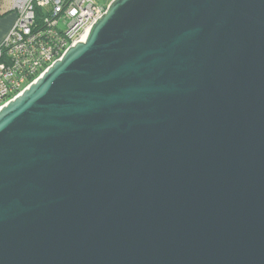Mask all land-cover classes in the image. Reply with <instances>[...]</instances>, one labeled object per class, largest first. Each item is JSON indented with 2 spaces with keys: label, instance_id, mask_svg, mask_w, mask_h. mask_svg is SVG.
Here are the masks:
<instances>
[{
  "label": "water",
  "instance_id": "water-1",
  "mask_svg": "<svg viewBox=\"0 0 264 264\" xmlns=\"http://www.w3.org/2000/svg\"><path fill=\"white\" fill-rule=\"evenodd\" d=\"M0 264H264V0H110L4 104Z\"/></svg>",
  "mask_w": 264,
  "mask_h": 264
},
{
  "label": "built area",
  "instance_id": "built-area-1",
  "mask_svg": "<svg viewBox=\"0 0 264 264\" xmlns=\"http://www.w3.org/2000/svg\"><path fill=\"white\" fill-rule=\"evenodd\" d=\"M105 0H13L16 18L0 42V108L66 50L84 41Z\"/></svg>",
  "mask_w": 264,
  "mask_h": 264
},
{
  "label": "crops",
  "instance_id": "crops-1",
  "mask_svg": "<svg viewBox=\"0 0 264 264\" xmlns=\"http://www.w3.org/2000/svg\"><path fill=\"white\" fill-rule=\"evenodd\" d=\"M12 2L13 0H0V42L6 36L16 18Z\"/></svg>",
  "mask_w": 264,
  "mask_h": 264
},
{
  "label": "rangeland",
  "instance_id": "rangeland-1",
  "mask_svg": "<svg viewBox=\"0 0 264 264\" xmlns=\"http://www.w3.org/2000/svg\"><path fill=\"white\" fill-rule=\"evenodd\" d=\"M105 1H107L108 3L110 2V0H105ZM108 3H107V4H108Z\"/></svg>",
  "mask_w": 264,
  "mask_h": 264
}]
</instances>
